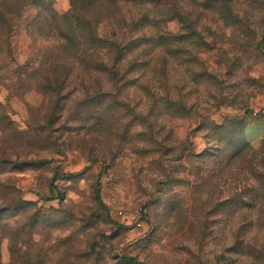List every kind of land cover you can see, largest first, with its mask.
Here are the masks:
<instances>
[{"label":"rangeland","instance_id":"obj_1","mask_svg":"<svg viewBox=\"0 0 264 264\" xmlns=\"http://www.w3.org/2000/svg\"><path fill=\"white\" fill-rule=\"evenodd\" d=\"M0 264H264V0H0Z\"/></svg>","mask_w":264,"mask_h":264},{"label":"trees","instance_id":"obj_2","mask_svg":"<svg viewBox=\"0 0 264 264\" xmlns=\"http://www.w3.org/2000/svg\"><path fill=\"white\" fill-rule=\"evenodd\" d=\"M98 198H99V195H98ZM100 199V198H99Z\"/></svg>","mask_w":264,"mask_h":264}]
</instances>
